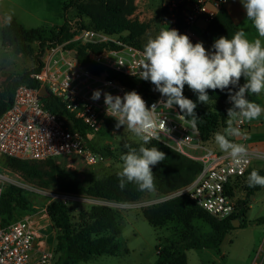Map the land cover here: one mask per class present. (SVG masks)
Instances as JSON below:
<instances>
[{
  "label": "built area",
  "instance_id": "1",
  "mask_svg": "<svg viewBox=\"0 0 264 264\" xmlns=\"http://www.w3.org/2000/svg\"><path fill=\"white\" fill-rule=\"evenodd\" d=\"M3 1L0 0V3ZM228 1L162 0V28L177 29L179 33L188 35L193 44L200 42L207 24L226 7ZM77 20L70 21V24H76ZM67 44L102 48L100 52L89 48V60L124 77L133 78L136 85L128 86L110 79L105 72L93 73L71 55L76 51L67 48ZM142 52L143 49L121 41L117 35L92 28L80 29L67 42L45 45L38 54L41 70L32 75L39 81L40 87L20 84L11 106L0 113V155L28 161L78 157L90 165L102 163L104 156L89 147L86 136L73 128L66 117L51 112L45 106L40 88L46 87L65 104L69 113L88 127V133L97 134L107 120L113 119L105 114L104 92L122 97L125 92L135 90L149 108L162 99L150 81L133 75L139 71ZM97 89L102 94L98 101H93L91 96ZM158 112L171 132H160L157 141L179 153L195 157L202 165V170L191 184L168 192L161 202L188 195L217 220L232 218L237 214L241 200L236 186L251 168L264 170V150L247 147V163L237 165L226 153L205 146L197 126L193 128L190 120L182 116L177 107L171 111L161 107ZM190 150H202V153L193 156ZM9 180V177L0 174V264H55L52 228L38 225L30 218L2 224L1 196ZM251 264H264V238Z\"/></svg>",
  "mask_w": 264,
  "mask_h": 264
},
{
  "label": "trees",
  "instance_id": "2",
  "mask_svg": "<svg viewBox=\"0 0 264 264\" xmlns=\"http://www.w3.org/2000/svg\"><path fill=\"white\" fill-rule=\"evenodd\" d=\"M135 1L91 0L87 8L84 9V13L90 23L84 24L82 21H78L74 25H65L58 32L52 34V41L54 40L53 43H64L72 39L80 29L92 28L104 31L110 35H119L121 41L143 49L144 47L139 43V40L148 31L150 24L135 17L137 11ZM236 31L238 29L233 23L229 12L224 8L207 24L202 37L206 44L212 48L215 39L221 36L231 38ZM44 33L39 28L27 29L15 20L11 21L10 24L7 23L2 28L1 40L4 45H14L18 52L22 54L33 53L37 58L36 66L32 70L22 74H11L3 82V87L0 91V113L5 112L11 106L15 91L22 81L23 84H27L32 88L40 87L39 81L33 78L32 75L38 73L42 67L38 54L44 49L45 44L49 42V39L45 38ZM66 47L74 49L78 61L93 73L105 72L110 79L120 81L128 86L136 85L133 78L124 77L89 60L87 52L89 48L94 52H100L102 48L77 46L75 44H67ZM243 83L240 81V85ZM236 90H238V87L232 88L233 92ZM228 91V89L224 91L218 89L215 91L208 90L210 99L207 104L199 103L197 95L193 91L183 92L186 98L197 103L195 109V113L199 118L197 120V128L203 142L211 139L214 129L218 125H225L227 122V111H214L211 108V102L228 103ZM42 101L51 112L63 115L67 120L71 121L73 128L86 136L91 149L106 156L105 152L97 149L91 143L88 127L69 113L65 104L59 101L57 97L50 93L42 97ZM187 119L191 120L190 117ZM152 146L157 147L166 154V159L152 168L155 177V189L161 192H170L191 184L202 170V165L199 163L198 169L188 179L184 174L188 163L180 159L172 148L157 140H152L147 147ZM6 159L8 166L21 173L25 179L43 180L44 176H48L45 184L56 183L61 191L72 195H85L101 200L128 203L139 200L145 192L139 191L134 184H127L122 190L119 187L117 173L95 181L88 187H84L73 174L56 166L54 164L55 160H46L47 165H42L37 163L40 161H28L12 157H6ZM253 169L264 176V170L251 168L240 180L236 187L239 192L243 193L239 201V207H243H238L237 214L228 220L219 221L212 217L193 202L188 195H182L145 208L142 214L149 224L154 227L159 228L172 219L178 220L187 227V230L180 235L177 241L158 247L156 264H188L186 255V250L188 249L212 248L220 253L227 233L233 229L232 221L234 219L242 220L246 214L244 209L245 199L261 189V186L249 187L247 184V177ZM29 205V202L23 196L22 188L10 186L8 190L5 189L1 196L2 224L7 225L16 221L13 220L16 210H27ZM47 210L56 232L55 244L53 245L55 264H78L88 261L94 256L109 254L119 248L118 238L121 230L117 213L110 206L105 204L93 205L89 211H81L78 215V220L75 222L69 206L62 201L53 202L48 206ZM195 218H202L211 226V230L202 232L195 228L192 225V221ZM261 220V223L264 224V218ZM241 227H244V225L242 224Z\"/></svg>",
  "mask_w": 264,
  "mask_h": 264
},
{
  "label": "rangeland",
  "instance_id": "3",
  "mask_svg": "<svg viewBox=\"0 0 264 264\" xmlns=\"http://www.w3.org/2000/svg\"><path fill=\"white\" fill-rule=\"evenodd\" d=\"M91 0H5L0 3V91L3 82L11 74H22L32 70L36 66V56L33 53L22 54L14 45H4L1 40V30L8 23L6 16L11 14L12 20L22 24L27 29L39 28L49 39L45 45L53 43L52 34L58 32L61 27L70 24V21L78 19L84 24H89V19L84 13ZM137 11L135 17L140 21L150 24L148 31L140 38L139 43L144 47L149 38H154L162 29L161 9L162 0H136ZM119 36V35H117ZM201 42V40H200ZM36 48L35 45H33ZM22 80L21 78H19ZM21 83V82H20ZM23 84V81L22 83ZM183 92H192L185 85ZM264 94V93H263ZM264 107V96L261 103ZM232 107L230 102H211L214 111H227ZM228 119V118H227ZM234 120L233 126L241 131L239 137H230L233 142L244 144L247 147L253 146L264 150V114L253 121ZM115 119H109L102 131L99 133H88L91 143L99 150L106 153L100 164L90 165L78 157L59 158L54 164L61 169L73 174L84 187L90 186L93 182L116 174L120 170V156L127 149L125 144L139 148V139L123 127L117 129ZM225 125H218L214 134L204 145L220 150L215 143L214 135L223 132ZM246 139V140H245ZM255 144V145H254ZM146 147L148 146L145 145ZM171 148V147H170ZM173 149V148H172ZM174 150V149H173ZM180 159L187 162L184 174L191 178V175L198 169L199 162L195 157L187 156L174 150ZM221 151V150H220ZM191 155H199L202 150H190ZM47 165L45 161L37 162ZM262 166V164H259ZM0 174L9 177L5 189L10 186H20L24 198L29 202L27 210L17 209L14 219L30 218L38 225H48L53 229L51 244H55L54 224L48 214V206L56 201L66 203L70 208L73 221L78 220L81 211H89L93 205L105 204L113 208L118 217L121 234L118 238L119 248L109 254L94 256L88 261L78 264H156L158 247L177 241L180 235L187 230V227L176 219L166 222L159 228L152 226L143 216L145 208L162 203L161 199L168 192H161L158 189L145 191L142 197L134 202H115L88 197L85 195H72L60 190L56 183L45 184L48 176L43 180H28L21 173L15 171L7 164V159L0 155ZM240 196L242 193L240 192ZM245 216L242 220L234 219L239 223L238 227L229 230L224 239L221 252L218 253L212 248L188 249L186 250L188 264H251L256 256L264 238V187L254 195L245 199ZM244 227H241V225ZM192 225L202 232H209L211 226L202 218H195Z\"/></svg>",
  "mask_w": 264,
  "mask_h": 264
},
{
  "label": "clouds",
  "instance_id": "4",
  "mask_svg": "<svg viewBox=\"0 0 264 264\" xmlns=\"http://www.w3.org/2000/svg\"><path fill=\"white\" fill-rule=\"evenodd\" d=\"M239 2L258 38L249 40L244 30H238L231 38L221 36L215 39L209 51L202 42L193 44L188 35L179 33L177 29L162 28L154 38L148 39L138 62L139 71L132 73L150 81L162 99L149 108L135 90L125 92L122 97L103 93L106 116L116 120L117 129H127L141 142L138 149L124 145L127 151L120 156L121 166L117 172L122 190L127 184H134L142 192L155 190L152 168L163 162L166 154L155 146L145 145L158 140L160 132H171L161 118L159 108L171 111L178 107L182 116L191 118L192 127L197 126V103L184 96L185 85L197 95L201 104L209 101L208 90H229L228 99L232 107L227 110V126L222 133H215L214 140L234 163H247L246 145L229 138L241 135L240 129L233 126L234 120L250 122L264 114V107L248 99L250 95L264 93V0ZM6 19L10 24L11 14ZM241 78L245 80L242 85ZM233 87H238V90L233 92ZM101 94V90H94L91 99L98 101ZM247 184L249 187H264V176L253 169L247 177Z\"/></svg>",
  "mask_w": 264,
  "mask_h": 264
},
{
  "label": "crops",
  "instance_id": "5",
  "mask_svg": "<svg viewBox=\"0 0 264 264\" xmlns=\"http://www.w3.org/2000/svg\"><path fill=\"white\" fill-rule=\"evenodd\" d=\"M225 8L229 12L230 17H231L233 23L235 24L236 28L238 30H244L247 33V38L249 40H254V39L258 38V35H257L255 29L252 27L251 22L246 20V13H245L241 3L239 2V0H229ZM201 27L203 28L204 25L203 26L201 25ZM201 42L203 43L204 47L207 50H209V51L212 50V48L210 46H208L203 39H201ZM240 81L245 83V80L243 78H241ZM263 96H264L263 93H261L260 95H250V96H248V99L255 102V103H261L263 101ZM244 122L247 124L246 120H244ZM244 145H246V147H247L246 141H245ZM258 149H260V148H258Z\"/></svg>",
  "mask_w": 264,
  "mask_h": 264
},
{
  "label": "water",
  "instance_id": "6",
  "mask_svg": "<svg viewBox=\"0 0 264 264\" xmlns=\"http://www.w3.org/2000/svg\"><path fill=\"white\" fill-rule=\"evenodd\" d=\"M74 58H77V54L75 53V52H73L72 54H71ZM40 96L41 97H45V96H47V95H49L50 94V92L48 91V89L46 88V87H41L40 88ZM239 220V219H238ZM239 226V223L237 224V223H234L233 222V227H238Z\"/></svg>",
  "mask_w": 264,
  "mask_h": 264
}]
</instances>
